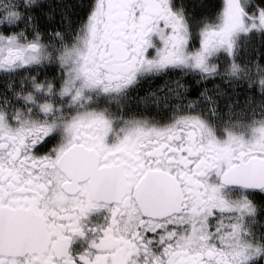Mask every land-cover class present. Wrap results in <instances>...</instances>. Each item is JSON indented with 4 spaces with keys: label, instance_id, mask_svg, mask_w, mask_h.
Instances as JSON below:
<instances>
[{
    "label": "snow or ice",
    "instance_id": "6c2138e0",
    "mask_svg": "<svg viewBox=\"0 0 264 264\" xmlns=\"http://www.w3.org/2000/svg\"><path fill=\"white\" fill-rule=\"evenodd\" d=\"M0 264H264V0H0Z\"/></svg>",
    "mask_w": 264,
    "mask_h": 264
}]
</instances>
